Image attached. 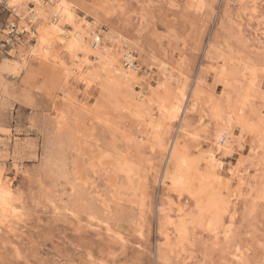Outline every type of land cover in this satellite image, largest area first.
<instances>
[{"label": "rangeland", "instance_id": "obj_1", "mask_svg": "<svg viewBox=\"0 0 264 264\" xmlns=\"http://www.w3.org/2000/svg\"><path fill=\"white\" fill-rule=\"evenodd\" d=\"M71 1L88 31L98 18L103 38L73 59L79 69L68 52L18 56L19 44L36 43V28L0 0V60L17 66L0 80V186L11 185L0 203V264H264V144L241 126L264 132V0H110L113 10L99 16L93 0ZM114 33L140 67L135 80L121 70L118 79L156 106L178 89L164 87L158 65L174 66L168 75L197 103L190 130L177 133L180 120L157 107L142 128L131 103L126 122L114 119L98 53L115 48ZM244 96L261 112L241 110ZM228 120L223 148L214 132ZM169 153L188 169L172 176Z\"/></svg>", "mask_w": 264, "mask_h": 264}, {"label": "bare ground", "instance_id": "obj_2", "mask_svg": "<svg viewBox=\"0 0 264 264\" xmlns=\"http://www.w3.org/2000/svg\"><path fill=\"white\" fill-rule=\"evenodd\" d=\"M7 2H8L7 6L12 7L14 9V11L18 12V14L20 13L22 15H25V17H28L29 21L32 22L33 26L36 28V31H32L33 37L36 39V43L34 45H32L29 48H23L22 45H20V44L18 45V47L20 49L18 50L17 55L22 57V58L23 57L25 58L24 55H27V53H29V55H34L36 58L40 59L41 62H44L43 60H50L49 57L52 54L54 56L60 57L62 55L64 56L65 52H68L69 61L73 62V59L75 57L79 56L80 51H84L88 55V53L91 51V47H92L91 45L94 43V41L100 42L103 39V38H101L100 34L97 32V29H96L97 26L99 25L98 18H95L96 26L93 29H90V27H89V31H88V29H87L88 27L85 29V26L80 21V19L77 17V15H76L77 5L71 0H7ZM31 2H33L34 7L29 6V3H31ZM111 5L112 4L110 3V0H93L92 3L88 4L87 6L89 7L91 12L95 16H99V13H102L105 11L110 14V12L113 10V8H110ZM68 26H69V28H68ZM24 27H27L26 29H28V25H24ZM87 31L90 33H88ZM31 35H32V33H31ZM113 39L114 40L118 39V42H115V48L112 51H110L111 49L109 51L101 50L98 53L101 55L102 59L104 58V60H103L104 66L102 68L105 70V72H107L106 75L108 74V79L103 81L101 88H104L105 91H107L110 94L109 104H111V107H109V108H111V111H112L111 115L114 117V119L117 122H119V121L121 122V120L123 121V123L126 122V120L124 121V119H126V116L129 114L127 112V108L129 106V104L131 103L132 105H134L138 108V112H137L138 116L136 118H139V119H137V121H139L141 123L140 124L141 127L145 123L144 115L147 114L151 118L152 117L151 116L152 110H155V108L157 107V109L159 108L158 110L161 111L162 117L164 119H166V120L169 119L170 121L177 120V119L180 120V126H178L179 131L177 130L178 131L177 133H180L181 131L184 132L185 130H190L191 125H190V122L188 120L189 111H191L193 108H196L195 104H197V103L194 100H192L191 97H189L190 93H188V88L186 86V83L183 84V83H180V81L176 83L175 78H171L170 77L171 75L170 76L168 75L167 70H169V69L173 70L174 66L170 65L167 61H160V64L158 65L159 69H160V73H159L160 76L159 77H160L164 87H166V89L173 90V92L176 88H178V89H177L175 96H174L175 99L174 100L172 99L173 101L169 102L168 99H157L156 98L155 99L157 101V106H156V102L153 100V98L151 96L146 95L144 93H140V94L135 93L133 91L134 88L132 87V84L129 85L127 83V81L123 83L121 80L118 79L120 77L118 76L119 74L116 73V71L121 70V72L123 71L121 74L123 77H127V76L131 77V75H132L133 80H135L137 77V74L134 72H139L140 67H138V65L135 64V56H134L133 52L130 51V46L123 45L120 42V36L116 35L115 33L113 35ZM92 53H94V52H92ZM115 56H117V57H115ZM27 57H28V55H27ZM63 58H65V57H63ZM122 58H125L126 65L128 63H130L129 69L124 68V65L122 63ZM99 59H101V58H99ZM67 61H68V59H67ZM83 61L87 62V56L85 59H83ZM58 62H60V61H58ZM88 62H90V61H88ZM73 63H74V66L78 67V69H79L80 66L79 65L77 66L75 62H73ZM87 66H88V64H87ZM71 69H73V66ZM16 70H17V66H16V64L13 65L11 59L4 58V59L0 60V80L2 79V77H3L2 75L4 72H10L11 71V72L15 73ZM92 70H93V68H92ZM97 70H98V68H97ZM97 70L95 67L94 71H97ZM94 71H93V74L95 75ZM98 72H99L98 74L103 73V72L101 73L100 71H98ZM65 73L66 74L68 73L67 76H69L68 78L70 79L71 73L69 74L68 70ZM88 73H86V75H88ZM81 74H83V73L81 72ZM90 74L92 75V73H90ZM197 74H198V72H197ZM77 75H78V73H77ZM86 75H84V77L83 76H81V77H83V78L88 77ZM67 76H65V77H67ZM89 77H90V75H89ZM101 77H104V76L101 75ZM83 78H82V80H83ZM85 79H88V78H85ZM203 79L204 78L200 77L197 80V83L199 84L200 82H202ZM92 80H93V77H92L91 81ZM133 80H131V81H133ZM86 81L88 82V80H86ZM127 84L129 85V88H128ZM133 86H134V84H133ZM3 92H6L5 87H3ZM119 92H121L123 98H118L117 96H115L116 94H119ZM103 94H105V93H103ZM101 96H103V95H101ZM244 97H242V100L240 102H238V103L242 104L241 110H244L246 108H251V107H249V105H251V104L253 105L252 110H254V111L259 110L260 107L257 109L258 106H256V105L254 106V102L249 101L248 96L245 98ZM103 98H105V96ZM152 102H154L155 104H152ZM109 104H108V106H109ZM98 105H100V104H98ZM260 105H261V103H259V106ZM221 106H222L221 104L217 105V108H219L218 111L221 110V108H222ZM99 108L100 107H98V109ZM144 110L146 111V113L144 112ZM241 110H240V112H241ZM133 111H135V109ZM238 111H239V109H238ZM260 112L261 111L259 110V113ZM224 113H226V112H224ZM218 114H220V112ZM147 115H146V117H147ZM199 115H201V113ZM162 117H161V119H162ZM203 117H204V115L200 117L201 120ZM222 117H224V116H222ZM249 118H251V117L249 116ZM164 119H162V121ZM229 119H231V118H229ZM222 120H224V119H222ZM151 121H150V123H151ZM231 121L228 120V122H230V123H228L229 125L226 124V126H225L224 122H222L223 125L221 126V124H219L220 127L217 126V130L214 132V133H216V134H214L215 135L214 136L215 142L219 146L222 145L223 148L224 147L226 148L227 144L230 143V135H232V133H233V132L230 133L229 129H228V132L225 131V128L227 126L230 127V124H232ZM131 122L134 123V120ZM243 122L246 123V124H243V123L241 124L243 129L245 130L248 127V129H249L248 132L252 133V135H253L252 138H253L254 143L257 145V143H258L257 141H259V143L261 142L262 144H260L258 146V147H261L264 144V134H263L264 132L256 133L255 132L256 130L259 132L258 126L254 125L251 122L248 124L245 120H243ZM152 123L154 124V121ZM218 123H220V122L218 121ZM235 123H237V122H234V124ZM258 123L262 124L263 121L259 120ZM192 124H194V123H192ZM197 125L198 124L196 123V126ZM192 126H194V125H192ZM168 127H170V126H168ZM192 129H193V127H192ZM194 129H196V128H194ZM143 130H145V129H143ZM153 131H154V129H153ZM153 131H152V133H153ZM245 132H247V131H245ZM128 133H130V132H128ZM173 134H175V133H173ZM135 136H136V134H135ZM177 136H176V138H177ZM246 136H248V133L246 134ZM232 138H233V136H232ZM236 138H234V139H236ZM255 138H256V141H255ZM234 139H231V140H234ZM240 140L241 139H239V142H240ZM232 144H234V143H232ZM173 145H174V143H173ZM173 147L174 146L171 147V151H172ZM220 148L221 147H219V150H221ZM229 150H231V149H228V151ZM209 153L210 154H207V157H209L211 159V162L215 161L216 165L218 167H220L223 164V161L217 162V160L215 159V153L212 149H211V152H209ZM0 155L3 156V153H0ZM168 157L169 158H167V160H168L167 170L170 166V169L168 170V172L169 173L171 172L172 176L180 175L181 173H178L177 169L178 170L180 169L179 172H181L183 165L184 164L188 165L187 159L183 158L182 161H179L174 157L172 158L171 153H169ZM126 165L129 169V172H132L133 171L132 164L129 162H126ZM185 165H184L185 169H188L187 165L186 166ZM180 166H181V168H180ZM171 167L173 168L172 170H171ZM183 172H185L184 174H187L186 171H183ZM169 176H170V174L167 177H169ZM8 200H11V185L8 184L7 187L6 186H3V187L0 186V203H1V206H2V204H4V202L7 203ZM15 201L16 200L14 198V202ZM13 209H14V207H13ZM7 210H6V212H7ZM9 213H10V211H9ZM220 220H221V218L218 217L217 223H216L217 225L219 224L218 222Z\"/></svg>", "mask_w": 264, "mask_h": 264}]
</instances>
